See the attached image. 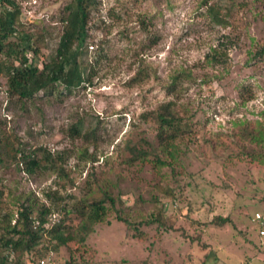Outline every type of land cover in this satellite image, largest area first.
Listing matches in <instances>:
<instances>
[{
    "label": "rangeland",
    "instance_id": "obj_1",
    "mask_svg": "<svg viewBox=\"0 0 264 264\" xmlns=\"http://www.w3.org/2000/svg\"><path fill=\"white\" fill-rule=\"evenodd\" d=\"M15 1L21 27L43 35L35 39L40 61L65 27L66 0ZM210 4L222 13L230 8L223 22L211 19ZM88 25L91 83L19 99L6 93L0 76V128L32 147L64 151L75 181L66 190L78 194L87 179H101L120 194L118 208L131 224L111 212L84 243L73 239L50 250L48 264L71 256L75 264H264L255 257L264 239L251 221L255 210L264 212V162L248 155L264 143L242 131L264 138V55H255L264 46V0H96ZM217 44L222 54L210 62ZM168 99L190 125L187 150H179V162L157 168L148 160L128 163L125 142H137L149 126L138 114ZM80 119L96 124L94 133L72 134ZM54 177L7 160L0 167L5 208L26 193L48 204L44 191ZM162 203L167 228L154 219ZM214 215L229 221L211 224ZM79 220L71 213L62 230L71 232Z\"/></svg>",
    "mask_w": 264,
    "mask_h": 264
},
{
    "label": "trees",
    "instance_id": "obj_2",
    "mask_svg": "<svg viewBox=\"0 0 264 264\" xmlns=\"http://www.w3.org/2000/svg\"><path fill=\"white\" fill-rule=\"evenodd\" d=\"M95 5L96 0H66L63 7L65 15L62 17L65 27L53 52H47L45 58L39 61V47L35 41L43 35L36 37L33 31L21 27L22 15L15 0H0V76L6 79L5 91L8 95L19 99L32 98L40 91L50 90L57 85L69 92L87 81L91 83L87 40L88 24ZM229 9L222 13L218 5L210 4L207 12L216 23H221ZM143 20L141 18L140 22L144 23ZM29 51L33 53L32 57L27 56ZM209 53L206 58L210 62L222 54L218 44ZM255 55L263 56L264 46L256 49ZM176 78L173 77L172 82ZM176 105V101L168 99L138 114L139 123L149 126L143 130L144 135L137 142H125L123 150L130 153L126 158L128 163L148 160L152 168H157V165L169 164L167 159L179 162V150H187L188 147L184 137L190 125L182 118ZM85 123L84 119L78 120L71 133L77 130L84 137L94 133L96 124L91 127V124L87 126ZM242 131L251 140L264 143V138L254 135L249 128L242 126ZM12 137L0 128V167L8 160L15 163L18 169L23 167L29 174L38 169H49L55 177L54 184L44 191L48 204L26 193L14 197V209L5 208L4 191L0 187V264H41V259L48 264L46 257L50 250L57 251L60 245L73 239L84 243L94 225L106 222L111 212L126 225H131L118 208L124 200L120 194L114 195L100 178L99 182L87 179L78 194L66 190L74 188L75 181L67 170L64 151L32 147ZM261 147V151L250 150L248 155L264 162V146ZM157 200V197H153L154 202ZM164 208L165 204L162 203L154 219L159 227L167 228L169 226L160 217ZM53 212L58 214L55 221L51 219ZM71 213L78 214L80 220L77 227L66 234L62 227ZM227 221L229 218L226 216L214 215L210 223L223 225ZM153 222L151 218L144 221L147 225ZM73 258L71 256L64 264H75Z\"/></svg>",
    "mask_w": 264,
    "mask_h": 264
},
{
    "label": "built area",
    "instance_id": "obj_3",
    "mask_svg": "<svg viewBox=\"0 0 264 264\" xmlns=\"http://www.w3.org/2000/svg\"><path fill=\"white\" fill-rule=\"evenodd\" d=\"M251 221L256 226L258 237L264 238V212L260 210H255L251 215ZM44 262V259L40 260L41 264H44Z\"/></svg>",
    "mask_w": 264,
    "mask_h": 264
},
{
    "label": "crops",
    "instance_id": "obj_4",
    "mask_svg": "<svg viewBox=\"0 0 264 264\" xmlns=\"http://www.w3.org/2000/svg\"><path fill=\"white\" fill-rule=\"evenodd\" d=\"M258 238H260V237H258ZM263 239H264V238H260L261 241H262ZM263 241H264V240H263ZM262 243H264V242H260V244H262ZM255 257H257L258 259H262V260L264 261V252L261 253V251H259V250L257 249V253H256Z\"/></svg>",
    "mask_w": 264,
    "mask_h": 264
}]
</instances>
